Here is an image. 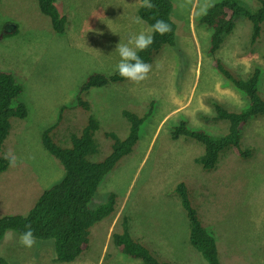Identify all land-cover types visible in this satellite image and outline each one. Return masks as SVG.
Returning a JSON list of instances; mask_svg holds the SVG:
<instances>
[{
  "label": "rangeland",
  "instance_id": "rangeland-1",
  "mask_svg": "<svg viewBox=\"0 0 264 264\" xmlns=\"http://www.w3.org/2000/svg\"><path fill=\"white\" fill-rule=\"evenodd\" d=\"M171 1L176 47L164 49L144 81L108 83L82 94L90 105L85 110L67 106L75 102L82 83L95 72L113 73L120 59L116 46L126 43L129 34L149 31L143 19L133 22L141 0H56L67 20L63 34L54 30L38 0H0V71L13 73L23 84L20 99L29 113L12 118L2 146L4 154L11 150L16 164L0 173V218L27 214L65 173L42 143L44 128L57 122L56 140L70 146V134L81 133L94 116L98 152L89 159L100 161L112 150L107 133L125 138L130 132L122 110L147 114L137 143L106 175L90 204L96 207L109 193L116 195L114 214L91 227L88 248L75 260L61 262L54 240L36 238L27 248L18 243L20 234L10 230L0 241V264H145L113 244L111 234L125 229L161 261L173 257L176 264H208L189 241L181 196L214 236L219 264H264V115L252 117L241 130L240 145L252 148L251 155L240 158L227 148L209 171L196 162L206 151L202 142L172 137L182 120L193 129L224 135L228 123L214 118L213 103L241 112L248 99L214 67L206 51L211 30L199 23L206 0ZM242 1L248 7L259 4ZM235 24L216 56L240 77L260 66L258 92L264 98V31L251 45V21L242 16Z\"/></svg>",
  "mask_w": 264,
  "mask_h": 264
},
{
  "label": "trees",
  "instance_id": "trees-1",
  "mask_svg": "<svg viewBox=\"0 0 264 264\" xmlns=\"http://www.w3.org/2000/svg\"><path fill=\"white\" fill-rule=\"evenodd\" d=\"M257 1L259 4L248 7V3L242 0H217L213 4L211 3L212 6L207 9V14H203L199 18V23L210 30L212 28L206 50L209 55L213 56L212 64L248 99V106L241 112L228 110L221 104L213 103L214 118L228 123V131L224 135H212L202 129H193L184 120L172 130L173 138L184 135L204 144L206 151L196 158V162H199L208 171L215 168L219 154L227 148L232 147L233 153L240 158L249 157L252 148L241 147V130L252 117L264 115V98L258 92L260 69L262 68L255 66L256 68L250 70L245 76H236L223 63L222 59L216 56L225 37L234 30L235 20L238 17L244 16L252 23V34L249 40L251 45L263 36L264 0ZM142 2L143 0H141V4ZM152 3L154 5L152 9L141 7L140 4L139 17L149 27L156 19H163L171 25L172 30L164 36L157 34L154 43L146 51L139 53L141 58L149 64L160 57L166 47L176 45L175 32L177 28V24L172 19L173 2L171 0H152ZM38 4L41 12L52 21L54 30L63 33L67 20L58 10L56 0H38ZM124 81L126 79L120 77L116 71L109 75L95 72L82 83L79 92L76 93L75 102L68 103L67 106L81 105L85 110H88L90 105L82 94L88 93L91 88ZM23 89V84L17 80L13 73L0 71V173L6 171L10 165L9 161L4 158L2 146L10 134L12 118L23 119L29 114L27 105L20 99ZM60 109L57 120L61 115ZM122 115L130 122V132L125 138H120L114 133H107L111 138L112 150L100 161L89 159L91 154L98 152L94 135L99 124L94 116L90 115L86 126L81 133L79 132L80 134H70V146L63 145L56 140L57 122L43 129L42 143L50 153L57 157L63 165L65 173L58 182L43 191L27 214L6 215L0 218V241L7 231L11 230L21 234L26 231L25 226L30 224L36 238L54 240L56 260L58 261L71 262L88 248L91 227L101 219L114 214L116 195L113 192L109 193L106 200L96 207H91L90 204L106 175L112 171L122 157L131 152L137 143L140 127L147 114L139 116L132 111L122 110ZM182 192H184L183 187L178 186L177 193L182 194ZM181 202L189 219L190 243L201 252L208 264H219L214 236L202 225L196 210L190 207V202L182 196ZM112 240L121 252L131 258H138L145 264H174L171 261L159 260L147 247L132 238L126 229L122 232L114 231Z\"/></svg>",
  "mask_w": 264,
  "mask_h": 264
},
{
  "label": "clouds",
  "instance_id": "clouds-1",
  "mask_svg": "<svg viewBox=\"0 0 264 264\" xmlns=\"http://www.w3.org/2000/svg\"><path fill=\"white\" fill-rule=\"evenodd\" d=\"M188 2H190V0H188ZM211 6V3L206 0L205 4L201 7V13L207 14V9ZM141 7L152 9L154 5L152 0H143ZM133 22L140 23L141 18L135 17ZM171 30V25L167 21L163 19H156L147 33L142 31L139 33L129 34L127 42L118 44L115 48L120 58L115 68V71L119 74V76L133 83H140L147 79L148 74L152 70V65L145 62L139 53L146 51L154 43V39L157 34L164 36L171 32ZM65 32L66 26L63 33ZM174 47H176V45ZM4 158L9 161L10 166H15L16 157L12 154L11 150L5 154ZM25 227L26 231L19 235L18 243L24 247L32 248L37 243V239L34 236L31 225L28 224ZM119 251L121 252L120 249Z\"/></svg>",
  "mask_w": 264,
  "mask_h": 264
},
{
  "label": "bare ground",
  "instance_id": "bare-ground-1",
  "mask_svg": "<svg viewBox=\"0 0 264 264\" xmlns=\"http://www.w3.org/2000/svg\"><path fill=\"white\" fill-rule=\"evenodd\" d=\"M4 4H5V3H4ZM212 4H213V3H212ZM12 6H13V5H12ZM14 7H15V6H14ZM191 10H192V9H191ZM214 11H215V10H214ZM6 15H7V14H6ZM194 19H195V18H194ZM117 21H118V20H117ZM114 22H115V21H114ZM179 22H180V21H179ZM210 22H211V21H210ZM209 27H210V26H209ZM209 29H210V28H209ZM209 29H208V30H209ZM211 30H212V28H211ZM195 53H196V52H195ZM193 55H194V54H193ZM192 58H193V57H192ZM116 85H117V84H116ZM117 88H118V87H117ZM165 129H166V128H165ZM164 133H166V132L164 131ZM167 135H168V134H167ZM179 154H180V153H179ZM175 157H176V156H175ZM178 157H179V156H178ZM172 158H173V157H172ZM173 159H174V158H173ZM171 160H172V159H171ZM178 160H179V159H178ZM176 161H177V160H176ZM181 161H182V160H181ZM3 164H4V163H3ZM228 170H229V169H228ZM230 171H231V170H230ZM225 172H226V170H225ZM228 172H229V171H228ZM228 172H227V173H228ZM217 174L219 175V173H217ZM220 174H221V172H220ZM225 174H226V173H225ZM228 174H229V173H228ZM230 174H232V173H230ZM230 174H229V175H230ZM241 176H242V175H241ZM241 176H240V177H241ZM110 241H111V240H110Z\"/></svg>",
  "mask_w": 264,
  "mask_h": 264
},
{
  "label": "crops",
  "instance_id": "crops-1",
  "mask_svg": "<svg viewBox=\"0 0 264 264\" xmlns=\"http://www.w3.org/2000/svg\"><path fill=\"white\" fill-rule=\"evenodd\" d=\"M174 255H176V257H178V254L177 253H173ZM134 259V258H133ZM169 261H171V262H173L174 261V258L172 257V258H170V259H168ZM175 263V262H174ZM176 264V263H175Z\"/></svg>",
  "mask_w": 264,
  "mask_h": 264
}]
</instances>
